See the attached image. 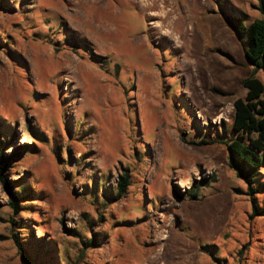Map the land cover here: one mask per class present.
Instances as JSON below:
<instances>
[{
	"label": "rangeland",
	"instance_id": "1",
	"mask_svg": "<svg viewBox=\"0 0 264 264\" xmlns=\"http://www.w3.org/2000/svg\"><path fill=\"white\" fill-rule=\"evenodd\" d=\"M5 1L0 149L26 146L0 179V264H25L11 236L22 224L61 264H264V216L250 218L221 143L252 74L224 14L248 26L258 0ZM124 168L126 192L107 200ZM20 180L34 195L12 224Z\"/></svg>",
	"mask_w": 264,
	"mask_h": 264
},
{
	"label": "trees",
	"instance_id": "2",
	"mask_svg": "<svg viewBox=\"0 0 264 264\" xmlns=\"http://www.w3.org/2000/svg\"><path fill=\"white\" fill-rule=\"evenodd\" d=\"M6 5L7 2L5 0H0V7H5ZM258 9L262 17L251 20L248 26L242 17L224 14L226 23L243 46L244 56L252 66V74L241 81V84L246 89L245 95L237 97L233 101V115L231 118L233 136L226 140H221V143H224L228 150V167L246 184L244 193L251 202L250 218L264 216V202L259 204L256 196L257 193L264 192V182L258 179L262 166L260 154L264 152V99L261 97L264 92V85L254 75L258 71L264 72V0H258ZM202 142L207 143L206 140H202ZM25 146L17 147L11 154H6L2 148L0 149V179L5 180L9 162L16 158L21 148ZM211 178L215 180L214 175ZM129 183V169L124 168L117 179L116 194L114 195L112 191L103 188L102 196L107 200H118L126 192ZM201 183L209 185L210 180L204 179ZM97 189L98 184L94 183L92 189L86 184L84 186V191L92 190L95 193V191H98ZM198 189L199 185L196 183L190 186L189 195L192 199L197 198ZM7 192L9 196L8 205L12 214L10 221L14 224L17 222L15 216L21 214L23 208L27 205V201L32 200L34 194L24 180H20V184H18L16 189L8 186ZM26 231L27 227L22 224L11 235L17 252L25 264H61L62 259L58 257L54 245L44 248L41 241L34 242L27 239V235L23 234ZM67 231L72 236L79 235L73 229H68ZM80 242L83 246L81 250L93 248L98 244V238L96 233H92L90 237L80 238Z\"/></svg>",
	"mask_w": 264,
	"mask_h": 264
}]
</instances>
